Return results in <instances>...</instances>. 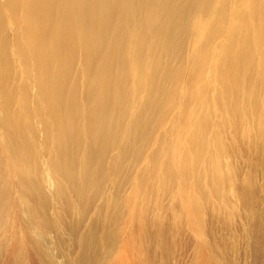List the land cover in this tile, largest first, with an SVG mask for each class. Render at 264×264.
<instances>
[{
    "label": "bare ground",
    "instance_id": "6f19581e",
    "mask_svg": "<svg viewBox=\"0 0 264 264\" xmlns=\"http://www.w3.org/2000/svg\"><path fill=\"white\" fill-rule=\"evenodd\" d=\"M243 123L264 0H0V264H221L195 193Z\"/></svg>",
    "mask_w": 264,
    "mask_h": 264
},
{
    "label": "rangeland",
    "instance_id": "374dc122",
    "mask_svg": "<svg viewBox=\"0 0 264 264\" xmlns=\"http://www.w3.org/2000/svg\"><path fill=\"white\" fill-rule=\"evenodd\" d=\"M226 126L225 132L220 135L224 143L220 168L214 169L217 160L212 159L210 168L207 167L206 170L203 167V175L207 181L201 184L200 192L194 191L197 196L196 205L202 203L200 213L205 216L208 243L221 252V264H264V149L259 150L258 144L255 146L261 138L258 135L253 137L251 124L248 127L243 123L242 129L237 132L234 128L226 129ZM254 147H257V151ZM217 157L219 158V155ZM211 175L219 179L216 184L211 183ZM46 190L49 194L53 193L54 186L46 187ZM127 191L129 189H126L123 196ZM156 198L161 209H157V220L152 215L149 220L154 225L155 220L157 223L160 221L159 231L168 240L169 245L172 241L170 243V238L166 236V226L171 223L172 217L167 210L168 202L163 197ZM58 200L61 201L59 198ZM56 205L59 212L68 210L62 203L57 202ZM151 206L152 202L148 207ZM251 214L260 217L262 222H244L246 218L250 219ZM181 232L179 237L173 239L177 248L174 262L176 258H180L181 250L192 244L193 236H190L186 229ZM254 243L256 245H253ZM150 244L155 247V243Z\"/></svg>",
    "mask_w": 264,
    "mask_h": 264
}]
</instances>
